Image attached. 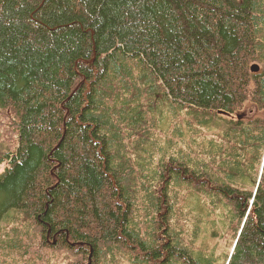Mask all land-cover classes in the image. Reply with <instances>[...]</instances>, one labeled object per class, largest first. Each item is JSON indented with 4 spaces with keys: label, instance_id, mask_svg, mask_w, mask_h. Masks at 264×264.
<instances>
[{
    "label": "trees",
    "instance_id": "16d2710c",
    "mask_svg": "<svg viewBox=\"0 0 264 264\" xmlns=\"http://www.w3.org/2000/svg\"><path fill=\"white\" fill-rule=\"evenodd\" d=\"M2 216L9 264H264V0H0Z\"/></svg>",
    "mask_w": 264,
    "mask_h": 264
},
{
    "label": "bare ground",
    "instance_id": "6f19581e",
    "mask_svg": "<svg viewBox=\"0 0 264 264\" xmlns=\"http://www.w3.org/2000/svg\"><path fill=\"white\" fill-rule=\"evenodd\" d=\"M254 66H258V63H255V64L252 65V67H251V72H252V73H256V72H254V71L252 70V68H253ZM137 149H140V148L136 145V147H133V148L130 147L129 150H128L129 156L131 157L132 160H136V157H137V155H138V151H137ZM140 150H141V149H140ZM118 157H119V158H122L121 155H118ZM139 157H140V156H139ZM234 197H236V196H234ZM6 221H7V218H6L5 216L0 217V226H4V225L6 224ZM242 228H243V226H242ZM241 230H242V229H241ZM241 230H240V232H241Z\"/></svg>",
    "mask_w": 264,
    "mask_h": 264
},
{
    "label": "rangeland",
    "instance_id": "374dc122",
    "mask_svg": "<svg viewBox=\"0 0 264 264\" xmlns=\"http://www.w3.org/2000/svg\"><path fill=\"white\" fill-rule=\"evenodd\" d=\"M0 260L3 264H9V263L18 261V257L15 256L13 259L12 257L8 256L7 253H1Z\"/></svg>",
    "mask_w": 264,
    "mask_h": 264
},
{
    "label": "water",
    "instance_id": "95a60500",
    "mask_svg": "<svg viewBox=\"0 0 264 264\" xmlns=\"http://www.w3.org/2000/svg\"><path fill=\"white\" fill-rule=\"evenodd\" d=\"M252 70H253L254 72H259V71H260V67H259V66H254V67L252 68Z\"/></svg>",
    "mask_w": 264,
    "mask_h": 264
}]
</instances>
